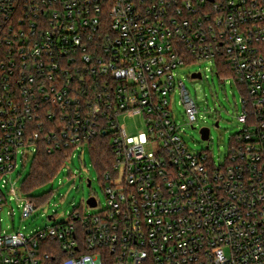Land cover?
I'll return each instance as SVG.
<instances>
[{
	"label": "built area",
	"instance_id": "obj_1",
	"mask_svg": "<svg viewBox=\"0 0 264 264\" xmlns=\"http://www.w3.org/2000/svg\"><path fill=\"white\" fill-rule=\"evenodd\" d=\"M200 61L242 93L219 163L184 138L199 110L178 70ZM98 137L97 212L3 228L11 199L23 218L39 207L12 178L19 156L71 149L67 164ZM0 264H264V0H0Z\"/></svg>",
	"mask_w": 264,
	"mask_h": 264
},
{
	"label": "rangeland",
	"instance_id": "obj_2",
	"mask_svg": "<svg viewBox=\"0 0 264 264\" xmlns=\"http://www.w3.org/2000/svg\"><path fill=\"white\" fill-rule=\"evenodd\" d=\"M199 70L203 73L202 79L190 77V73ZM178 75L184 79L199 110L196 127L183 126L184 138L189 149L199 152L210 145L215 161L223 162L229 152L231 137L242 127L237 118V112L242 109L240 87L232 77H227L223 81L222 77L216 73L215 64L209 61H200L181 68L178 70ZM173 106L177 120L185 123L184 108L179 104L178 93ZM121 124L130 134L138 133L145 128L141 115L122 117ZM203 127L210 128V139L203 138L201 132ZM89 150V147H86L84 152L82 148L76 149L71 156V161L62 167L53 181L24 193L26 196H33L39 204L29 217L22 216L24 202L11 199L1 211L3 228L8 231L13 228L21 229L30 234L63 222L76 208L87 212H97L98 208L90 209L86 206L87 199L92 193L99 197L102 204L105 203L102 181L93 165ZM32 159L28 160L23 168L24 163L19 156L18 168L12 175L13 180H16L17 188L30 172ZM87 178L93 179L92 187L88 185ZM48 197L49 202H47ZM49 215H55V219H49Z\"/></svg>",
	"mask_w": 264,
	"mask_h": 264
},
{
	"label": "trees",
	"instance_id": "obj_3",
	"mask_svg": "<svg viewBox=\"0 0 264 264\" xmlns=\"http://www.w3.org/2000/svg\"><path fill=\"white\" fill-rule=\"evenodd\" d=\"M72 150H59L52 155L40 151L31 162L30 172L22 183L24 193L30 192L39 185L53 181L65 164ZM93 165L102 174L110 165L111 146L107 137H98L95 146L90 148ZM34 198L33 196H29Z\"/></svg>",
	"mask_w": 264,
	"mask_h": 264
},
{
	"label": "water",
	"instance_id": "obj_4",
	"mask_svg": "<svg viewBox=\"0 0 264 264\" xmlns=\"http://www.w3.org/2000/svg\"><path fill=\"white\" fill-rule=\"evenodd\" d=\"M193 75H194V77H198V78L202 77L201 72H196ZM218 124L219 123L217 122L216 125H218ZM202 133H203V138L204 139H208L209 138V134H210V129L208 127H206V128L203 129ZM90 184H91V182L88 183L89 186H90ZM88 201L91 204L95 205V199L94 198H90V199H88Z\"/></svg>",
	"mask_w": 264,
	"mask_h": 264
}]
</instances>
